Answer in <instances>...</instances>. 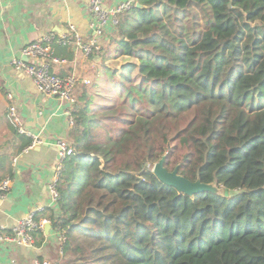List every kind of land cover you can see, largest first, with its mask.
<instances>
[{"label": "trees", "instance_id": "1", "mask_svg": "<svg viewBox=\"0 0 264 264\" xmlns=\"http://www.w3.org/2000/svg\"><path fill=\"white\" fill-rule=\"evenodd\" d=\"M138 2L109 38L132 60L73 90L40 217L65 264H264V0ZM162 156L222 192L164 184Z\"/></svg>", "mask_w": 264, "mask_h": 264}, {"label": "crops", "instance_id": "2", "mask_svg": "<svg viewBox=\"0 0 264 264\" xmlns=\"http://www.w3.org/2000/svg\"><path fill=\"white\" fill-rule=\"evenodd\" d=\"M118 1L105 0L104 5ZM86 2L0 0V179L9 175L12 180L6 197L0 200V226L4 227L0 231L10 233L14 224L35 206L52 207L49 184L58 160L55 141L68 138L71 128L58 100L39 93L32 78L11 66L10 60L20 56L24 45L48 32L58 36L77 32L81 41L87 42L92 30ZM69 24L75 29L71 30ZM114 31L106 30L99 49H93L89 55L74 46L55 44V52L63 62L52 64L51 70L90 77L93 83L100 66L110 68L109 62L119 60L121 63L128 58L117 52L115 43L110 41ZM11 105L18 108L25 132H19L12 123L8 115ZM22 136L30 140L35 136L40 142L28 148V145L23 146ZM37 216L40 217L41 212ZM54 232L50 227L48 234L35 233L31 246L0 242V264H11L12 260L14 264H33L37 259H49L52 251L57 250L58 260H61L60 249L56 250L51 242Z\"/></svg>", "mask_w": 264, "mask_h": 264}, {"label": "built area", "instance_id": "3", "mask_svg": "<svg viewBox=\"0 0 264 264\" xmlns=\"http://www.w3.org/2000/svg\"><path fill=\"white\" fill-rule=\"evenodd\" d=\"M85 9L89 15L90 28L92 35L87 42H82L79 34L74 32L72 35H56L54 32H48L42 37L29 42L21 48L20 56L10 60V65L15 69L21 70L29 75L39 93L48 97H54L59 104L64 107V113L68 118L70 126L73 125L70 112L75 101L73 90L76 84L81 81L89 83L88 78H80L75 73H67L64 75L57 74L51 70V65L62 63V59L55 53V44L74 46L82 50L86 55H89L93 49H99V40L108 29H114L119 23V16L133 8L138 0H119L118 2L105 6V0H86ZM71 30L75 29L73 24H69ZM24 57L27 59L25 60ZM16 110L13 105L8 108V115L12 123L16 126L19 132H25L21 122L16 116ZM40 140L37 137L31 139L28 148L32 147ZM57 150V164L54 170L52 180L49 184V191L52 200V207L59 198L56 189L59 174L62 168L63 161L74 153L73 147L63 138H58L55 141ZM26 150V149H25ZM17 157L13 158L16 161ZM11 177L9 175L0 179V200L4 199L11 186ZM45 207L35 206L28 214L19 219L11 229L10 233L0 231V242L10 245H26L34 244V233L37 231L44 232V225L49 223V219L38 217L37 214L43 212ZM0 226V229H3ZM59 241L64 240L63 232H54ZM63 238V240H62ZM14 260L11 264H14ZM33 264H50L47 260H35ZM54 264H58L55 262Z\"/></svg>", "mask_w": 264, "mask_h": 264}, {"label": "water", "instance_id": "4", "mask_svg": "<svg viewBox=\"0 0 264 264\" xmlns=\"http://www.w3.org/2000/svg\"><path fill=\"white\" fill-rule=\"evenodd\" d=\"M135 7H144L140 2H137ZM26 60L27 58L24 57ZM153 174L164 184L174 187L180 193L187 195H193L205 191H212L210 184L200 182L199 180H189L180 173H178V166H175L172 170H168L164 166V156H162L152 168ZM224 194H228V191H224ZM50 229V224L47 223L44 225V232L48 234Z\"/></svg>", "mask_w": 264, "mask_h": 264}, {"label": "rangeland", "instance_id": "5", "mask_svg": "<svg viewBox=\"0 0 264 264\" xmlns=\"http://www.w3.org/2000/svg\"><path fill=\"white\" fill-rule=\"evenodd\" d=\"M44 34H42V36H43ZM41 36V37H42ZM100 41V40H99ZM125 59H123V60H121V63H120V61L119 60H117V61H114V62H109L108 64L110 65V68L109 67H106V66H104V67H102V66H100L101 67V69L99 70V71H97L98 73L95 75L96 77H98L101 73H103L104 72V69H105V71L107 70V69H110V70H116V73L117 74H119V72H120V69H121V66L126 62V61H130V60H132L131 58H127L126 59V61H124ZM123 61V62H122ZM107 68V69H106ZM98 75V76H97ZM90 78V77H89ZM88 78V79H89ZM90 80V82L89 83H86V84H91L92 83V80L91 79H89ZM103 83V82H102ZM101 83V84H102ZM16 107V106H15ZM16 116H17V118L19 119V121L22 123V116H21V114H20V112H19V110H18V108L16 107ZM64 139V138H63ZM65 140V139H64ZM153 166L154 165H148V167L149 168H153ZM210 186V188H211V190H213V191H215L216 193H221L222 191H221V189L220 188H218V187H216L214 184H210L209 185ZM64 232V231H63ZM53 240H51V242H52V245H56L55 247H56V250L57 249H59L60 247V243H61V241H59V239H58V237H56L54 234H53ZM64 238H65V235H64ZM62 240H63V238H62ZM53 248H54V246H53ZM60 252V251H59ZM58 250H57V252H55V251H52V254H51V256L49 257V259H47V261L50 263V264H54L55 262H57L58 264H65V259L63 258V259H61V260H58ZM61 254V253H60ZM58 255V256H57ZM68 260V259H67ZM66 260V261H67Z\"/></svg>", "mask_w": 264, "mask_h": 264}]
</instances>
